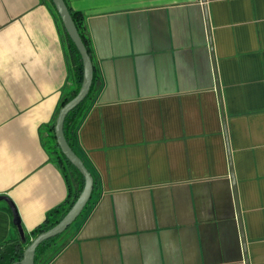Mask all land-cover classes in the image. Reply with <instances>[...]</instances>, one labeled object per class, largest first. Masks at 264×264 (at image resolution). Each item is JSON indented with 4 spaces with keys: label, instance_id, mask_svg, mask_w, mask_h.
<instances>
[{
    "label": "crops",
    "instance_id": "1",
    "mask_svg": "<svg viewBox=\"0 0 264 264\" xmlns=\"http://www.w3.org/2000/svg\"><path fill=\"white\" fill-rule=\"evenodd\" d=\"M63 2L95 75L75 146L94 183L36 264H264V0ZM76 66L49 0H0V196L24 233L79 188L46 149ZM12 226L0 201V242Z\"/></svg>",
    "mask_w": 264,
    "mask_h": 264
},
{
    "label": "water",
    "instance_id": "2",
    "mask_svg": "<svg viewBox=\"0 0 264 264\" xmlns=\"http://www.w3.org/2000/svg\"><path fill=\"white\" fill-rule=\"evenodd\" d=\"M49 1L60 21L64 33L66 34V36L68 37V39L70 40V42L72 43L73 47L75 48V50L79 55L81 68H82L80 85L74 96H72L58 109L53 122L52 133L54 137V142L60 154L67 160V162L72 167H74V169L82 177L83 185L76 199L74 200L68 211L63 215V217L51 228L33 237L30 240L29 244L26 245L25 248L23 249L21 254V259L19 260V262L13 264H33L34 252L35 249L39 246V244L52 237H55L56 235L61 234L80 215L81 211L86 206V203L90 197L92 191V184H93L90 173L87 171L82 161L70 149V147L68 146V144L64 139L62 132V126L66 115L83 101V99L86 97L89 91L92 80V72H93L92 64L87 54V51L77 33V30L70 18L69 12L63 0H49ZM200 2L203 4L204 0H200ZM202 9L204 14V21L206 23L204 6L202 7ZM230 182L232 186V193L235 199L232 176H230ZM0 201H3L6 204V206L9 208L11 213L12 225L15 228L20 243L23 244L25 242V233L20 227L18 217L16 215V212L12 204L9 202V200L6 197L3 196H0ZM235 207L237 213L236 201H235ZM237 219H238V214H237Z\"/></svg>",
    "mask_w": 264,
    "mask_h": 264
},
{
    "label": "trees",
    "instance_id": "3",
    "mask_svg": "<svg viewBox=\"0 0 264 264\" xmlns=\"http://www.w3.org/2000/svg\"><path fill=\"white\" fill-rule=\"evenodd\" d=\"M67 10H68V8H67ZM68 12H69L70 18H71L76 30H77V33H78L86 51H87V54H88V41L85 38L83 17L80 13L71 12L69 10H68ZM64 36H65V39L67 42L68 50H69L70 54L73 55V57L75 58V60L77 62V66H76V70H75V72H76L75 73L76 85H77L76 91H77V89L80 85L81 74H82L81 62H80V58H79L77 51L75 50V48L73 47L72 43L70 42V40L68 39V37L66 36L65 33H64ZM92 69H93V67H92ZM94 85H95V75H94V72H92V80H91L90 88H89V91H88L86 97L83 99V101L78 106H76L73 110H71L66 115L64 122H63V126H62V132H63L64 139H65L66 143L68 144V146L70 147V149L74 152V154L77 157H78V155L75 152L76 132H77L78 127L80 126V124L84 120V118H85V116L89 110V106H90L89 103L91 101L90 97H91V95H94V93H95ZM76 91H74L72 96H74ZM70 98L62 99V101H60L59 107H61ZM52 127H53V123L48 127V133L49 134H48V137L46 140V149H47L48 155L50 156L52 163L60 171V173L63 176V178L65 179L66 183H67V178L70 177L71 173L75 174L79 178V182H80L79 188L74 193H69V191H68L66 198L64 199V201L60 205H58L57 207L51 209L48 213H46L43 221L38 226H36L30 232L25 233V242L23 244L20 243L19 238H18L16 231H15V228H14V226H12L10 234L2 242H0V264L18 263L19 260L21 259V254H22L23 249L25 248L26 245L29 244L30 240L33 237H35L37 234H39V233L51 228L53 225H55L63 217V215L68 211V209L70 208V206L72 205V203L74 202V200L76 199L78 193L80 192V190L82 188V185H83L82 177L74 169V167H72L67 162V160L60 154V152H59V150H58V148L54 142ZM91 177H92V175H91ZM92 182L94 183L93 177H92ZM92 190H93V184H92ZM89 202H90V197L86 203V206L89 204ZM86 206H85V208H86ZM61 234L56 235L55 237H52V238L42 242L41 244H39V246L35 249V252H34L33 264H36V262L38 260L37 256L40 254V252L44 248V246H46L49 243H52ZM55 252H53L52 254L49 253V256L51 257Z\"/></svg>",
    "mask_w": 264,
    "mask_h": 264
}]
</instances>
